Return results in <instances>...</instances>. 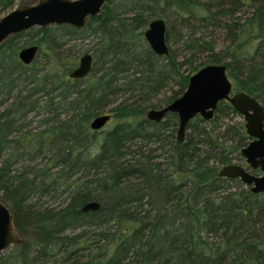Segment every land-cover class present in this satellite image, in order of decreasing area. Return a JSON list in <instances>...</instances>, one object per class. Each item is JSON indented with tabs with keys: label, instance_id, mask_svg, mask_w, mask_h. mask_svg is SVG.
I'll return each mask as SVG.
<instances>
[{
	"label": "trees",
	"instance_id": "1",
	"mask_svg": "<svg viewBox=\"0 0 264 264\" xmlns=\"http://www.w3.org/2000/svg\"><path fill=\"white\" fill-rule=\"evenodd\" d=\"M16 1L0 0V12ZM153 19L164 21L166 42L174 29L181 61L149 49L143 31ZM190 20L218 30L225 45L216 52L215 40L184 39ZM76 41H87L81 54L92 63L74 80ZM31 45L38 51L25 66L17 54ZM202 52L207 60L195 64ZM207 64H222L233 90L264 110V0H107L80 29L8 38L0 48V199L20 242L0 264H264V192L217 176L243 164V124L222 123L238 114L219 102L210 120L186 124L182 142L174 114L145 119ZM102 114L107 127L91 131ZM88 202L99 208L82 212Z\"/></svg>",
	"mask_w": 264,
	"mask_h": 264
},
{
	"label": "water",
	"instance_id": "2",
	"mask_svg": "<svg viewBox=\"0 0 264 264\" xmlns=\"http://www.w3.org/2000/svg\"><path fill=\"white\" fill-rule=\"evenodd\" d=\"M107 0H39L37 3L16 7L0 18V48L11 36L31 28L68 25L76 29L84 26L88 18L99 14ZM165 23L153 19L143 31V39L156 56H166ZM36 45L21 48L18 60L30 65L37 54ZM92 56L89 53L78 58L76 67L69 73L71 79H82L90 71ZM219 102H226L242 117L243 130L250 139L239 151L243 164L230 163L219 168L220 178L238 179L252 194L264 192V110L253 97L235 92L226 76L222 64L201 67L187 80L182 94L160 109H149L145 119L160 122L166 114H174L177 119L176 140L182 142L186 124L195 116L208 121ZM109 121V115L93 118L89 124L91 131H100ZM257 170L258 173H252ZM99 208L96 202L84 204L82 212H93ZM20 242V235L13 226L12 215L0 199V254Z\"/></svg>",
	"mask_w": 264,
	"mask_h": 264
},
{
	"label": "rangeland",
	"instance_id": "3",
	"mask_svg": "<svg viewBox=\"0 0 264 264\" xmlns=\"http://www.w3.org/2000/svg\"><path fill=\"white\" fill-rule=\"evenodd\" d=\"M38 0H17L15 2V7H19V6H22V4L26 3L28 5H31V4H35L37 3ZM28 5H25V6H28ZM242 10L244 12H247V9L246 8H242ZM5 12H0V18H2L4 16ZM6 15V14H5ZM191 24L188 25L187 27L189 28H186V31H185V34L184 35V39L185 37H193V38H196V37H201L203 38L204 41L208 42L210 40H215L216 41V45H215V51L218 52V50L220 48H222L224 45H225V40H224V36L222 35H219L218 33V30L216 31H213L212 29L210 28H207V29H204L203 27H201L200 25H197L196 22L190 20ZM172 32V33H171ZM171 36H169V41L166 42V45L168 47V50L173 52L178 60L181 61L182 58L185 56L184 55V51L182 50V47H181V42L180 41H177L178 39H176V35L173 34L174 29L171 30ZM222 32V31H221ZM74 43V46H75V51L79 54L76 58V64H77V61H78V58L82 55V51L86 48V44H87V41H76V42H73ZM208 52H202V53H198L197 56H196V60H195V64L196 63H199V62H205L208 58ZM209 65V64H207ZM76 67V65H75ZM156 101V100H154ZM157 103V102H156ZM160 109V108H159ZM222 123L224 125H231L233 123H241L243 124V121H242V117L241 116H231V115H228V116H225ZM108 125V124H107ZM106 126H104L102 129H105ZM101 129V130H102Z\"/></svg>",
	"mask_w": 264,
	"mask_h": 264
}]
</instances>
